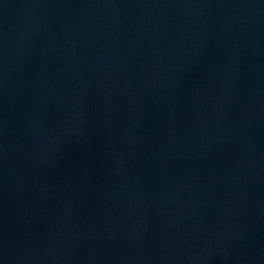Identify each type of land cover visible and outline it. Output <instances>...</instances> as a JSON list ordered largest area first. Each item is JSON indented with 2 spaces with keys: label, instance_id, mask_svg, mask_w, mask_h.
<instances>
[{
  "label": "water",
  "instance_id": "95a60500",
  "mask_svg": "<svg viewBox=\"0 0 264 264\" xmlns=\"http://www.w3.org/2000/svg\"><path fill=\"white\" fill-rule=\"evenodd\" d=\"M0 264H264V0H0Z\"/></svg>",
  "mask_w": 264,
  "mask_h": 264
}]
</instances>
